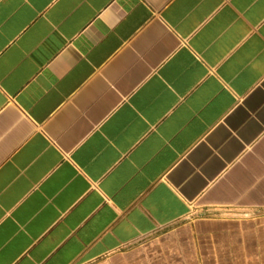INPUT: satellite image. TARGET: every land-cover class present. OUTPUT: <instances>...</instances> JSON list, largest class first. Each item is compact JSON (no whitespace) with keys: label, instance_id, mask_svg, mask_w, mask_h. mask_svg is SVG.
I'll use <instances>...</instances> for the list:
<instances>
[{"label":"crops","instance_id":"0c3cea01","mask_svg":"<svg viewBox=\"0 0 264 264\" xmlns=\"http://www.w3.org/2000/svg\"><path fill=\"white\" fill-rule=\"evenodd\" d=\"M0 264H264V0H0Z\"/></svg>","mask_w":264,"mask_h":264}]
</instances>
